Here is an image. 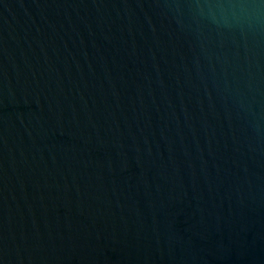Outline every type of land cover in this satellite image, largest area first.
Returning <instances> with one entry per match:
<instances>
[{
	"label": "water",
	"instance_id": "water-1",
	"mask_svg": "<svg viewBox=\"0 0 264 264\" xmlns=\"http://www.w3.org/2000/svg\"><path fill=\"white\" fill-rule=\"evenodd\" d=\"M0 264H264V0H0Z\"/></svg>",
	"mask_w": 264,
	"mask_h": 264
}]
</instances>
